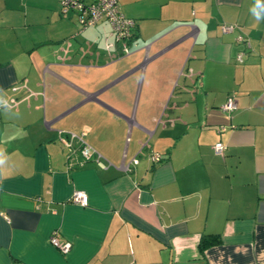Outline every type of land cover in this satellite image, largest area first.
Here are the masks:
<instances>
[{"label":"crops","instance_id":"0c3cea01","mask_svg":"<svg viewBox=\"0 0 264 264\" xmlns=\"http://www.w3.org/2000/svg\"><path fill=\"white\" fill-rule=\"evenodd\" d=\"M116 1L135 26L130 54L114 60L106 20L84 29L59 0H0V97L15 101L0 108V264H264L255 0ZM228 24L238 28L223 33ZM59 131L82 134L112 166L78 165V144L69 151ZM76 190L87 206L71 203ZM203 235L221 242L201 253Z\"/></svg>","mask_w":264,"mask_h":264},{"label":"built area","instance_id":"2783aa9c","mask_svg":"<svg viewBox=\"0 0 264 264\" xmlns=\"http://www.w3.org/2000/svg\"><path fill=\"white\" fill-rule=\"evenodd\" d=\"M59 3L62 14H66L68 12H75L77 14V21L81 28L85 29L92 27L101 20H106L109 23L114 41L109 42L106 40L105 50L112 59H119L130 54L127 41L131 36L135 22L133 19L126 18L122 14L116 0H94L90 4H85L83 0H59ZM237 28L238 26L236 24H228L223 25L221 30L223 33H230L235 31ZM237 41L243 43L245 46H248L247 40L242 35L237 37ZM115 45L120 46V52L116 54L112 52ZM236 60L238 63H242L243 51L237 54ZM8 104L11 107L12 105H15V101L11 100ZM221 109L228 116H230V114L237 109V102L235 98L232 95L229 96L226 102L221 106ZM220 130H223V128ZM59 140L71 152L73 151V143L78 144L79 151L82 156V161L78 162V165H82L84 162L93 160L99 169H107L112 166L106 158L85 142L82 134L59 131ZM213 149L217 155H223L225 147L222 143L218 142L214 145ZM150 159L152 162L158 163L162 158L160 155L152 153L150 155ZM132 162L136 163L137 160L133 159ZM73 165L74 161L69 158L67 168L69 169ZM129 167L130 163H123L120 168L128 171ZM70 201L73 204L85 207L88 205V196L85 192L76 190L72 193ZM49 243L54 248L58 249L62 254H67L71 250V243L69 241H61L57 237L56 232H53L50 235Z\"/></svg>","mask_w":264,"mask_h":264},{"label":"clouds","instance_id":"9594fccd","mask_svg":"<svg viewBox=\"0 0 264 264\" xmlns=\"http://www.w3.org/2000/svg\"><path fill=\"white\" fill-rule=\"evenodd\" d=\"M249 11L257 23L264 21V0H255L254 5L249 9ZM9 107L8 102L0 97V108H4L7 111ZM8 159L9 158L5 151L0 148V181L7 178L5 170L8 166Z\"/></svg>","mask_w":264,"mask_h":264},{"label":"trees","instance_id":"16d2710c","mask_svg":"<svg viewBox=\"0 0 264 264\" xmlns=\"http://www.w3.org/2000/svg\"><path fill=\"white\" fill-rule=\"evenodd\" d=\"M220 242V238L216 235H203L199 242V250L201 253H204L207 248L218 245Z\"/></svg>","mask_w":264,"mask_h":264}]
</instances>
